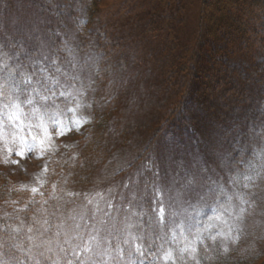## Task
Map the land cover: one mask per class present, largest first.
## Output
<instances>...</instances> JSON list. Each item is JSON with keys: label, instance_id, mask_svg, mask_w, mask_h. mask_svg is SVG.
<instances>
[{"label": "rangeland", "instance_id": "374dc122", "mask_svg": "<svg viewBox=\"0 0 264 264\" xmlns=\"http://www.w3.org/2000/svg\"><path fill=\"white\" fill-rule=\"evenodd\" d=\"M98 1L0 0V168L10 176L6 185L46 191L42 203L53 205L49 214L59 210L63 233L65 227V233L88 235L89 256L105 264L120 254L110 246V233H129L134 251L147 249L137 264H164L178 255L180 261H198L207 240L224 250L243 237L252 239L249 244L264 241V45L248 51L238 40L224 42L221 30L205 50L226 51L217 62L232 74L234 90L226 92L212 78L214 86L209 83L203 96L196 89L186 93L167 76L175 57L167 46L173 33L168 40L151 33L144 0ZM200 9L201 0H188L179 17L187 56L188 48L196 49V34L204 37L211 29ZM263 24L261 17L258 26ZM183 92L191 97L187 126L157 135L159 152L150 161L158 171L155 180L123 173L111 182L119 170L132 173L146 163L139 155L168 113L180 107ZM202 101L220 110L218 116L207 117ZM100 112L107 117L94 134L105 140L95 146L88 132ZM86 143L93 157L82 172L90 180L68 184L64 178L88 155ZM121 189L135 199L124 206L131 212L119 224L111 218L118 227L111 228L100 213L114 198L127 200ZM149 192L152 204L138 210ZM6 212L14 217V210ZM144 240L152 244L142 247Z\"/></svg>", "mask_w": 264, "mask_h": 264}, {"label": "trees", "instance_id": "16d2710c", "mask_svg": "<svg viewBox=\"0 0 264 264\" xmlns=\"http://www.w3.org/2000/svg\"><path fill=\"white\" fill-rule=\"evenodd\" d=\"M100 1L101 0L97 3L99 4ZM210 1L211 0H201L199 15L202 19L204 18L205 20L206 18V21H209L211 28L210 32L204 37L203 35L196 34L194 39L196 49L188 48L190 53H188L187 56L186 46L182 43V38L179 37L178 31H181V29L185 27L183 23L184 18L179 20V17H183L182 13L188 6V0H144L145 9L143 11H146V9L148 10L146 18H148L147 24L151 33L157 35L160 39L163 38L167 40L169 39L168 32L173 33H171L173 39L167 46L169 47V53H175V57L171 58V66L168 65L167 76L170 81H174L173 83H175V85L181 83L183 91L186 92V89H188L186 93H190L191 89H196L198 93L200 92L199 95H202L205 93L204 90H207V87H211L209 83L211 84L212 82H210L209 79L212 78L215 86H224L225 89L227 88L226 92L233 89L231 85L233 82L232 74H228L224 64L221 65L217 62V57L223 56L226 51H223L222 48L219 49L220 47L215 48L216 50H212L213 52L211 50H205V47L206 49L207 47H212V36L215 35V38L219 37L221 30H224L222 33L227 36V38L223 40L224 42L230 43V41L234 42L238 40L243 46H246V50L248 51L253 47H257L258 45L256 44L264 45V24L261 28L258 26L260 18L262 17L264 19V0H212L213 3H210ZM91 7L90 9L92 10ZM92 12L93 13L90 14L87 20L89 30H92V26L95 23L93 20L95 10H92ZM99 13V11H96L95 20L100 24V27L102 26L104 29L103 23L105 22L100 21ZM215 20L218 21V29L214 23ZM201 22L202 21H200V23ZM213 28H215V30ZM164 41L165 40H163V42ZM221 52L223 54L219 55ZM172 55L174 56V54ZM167 60L169 61L170 58ZM182 61H185L187 64L189 63V66L187 65V67L184 68L182 66ZM179 65H181L182 68H179ZM182 74H186L184 77L185 84L181 79L183 78V76H181ZM185 92H183L181 99L178 100L177 104L180 105V107L177 106L175 113H168L160 127L156 130L157 132L155 131L156 135H152L149 139V146L145 148L144 153L139 155L140 157L146 156V163L132 169V173H129V170L126 168L119 170L116 175L110 176L111 179H109L111 182H117L116 179L121 177L123 173L137 177L140 176V178L145 174L148 178L152 177V179L155 180L158 171L156 172V169H153L154 166L150 161L151 159L153 160V154L159 152V139L156 137H158L157 135L163 130H171V132L175 130L181 131L184 126H187L184 112L188 110L187 107L190 105L191 97L190 94L187 96ZM211 102H206L208 103L207 105H204L205 101L199 102L203 105L200 107L207 117H217L220 110L217 111L215 106H212ZM98 116V119L96 118V120H93L90 126L91 131L88 132L91 137L90 141L95 143V146L101 141L104 143L105 140L104 137L97 139L94 134L96 133V124L104 121L107 117L104 112H100ZM195 120L196 119H194V121ZM104 131H107V129H104ZM151 144L155 146L154 150L148 151L152 146ZM84 146L86 149L82 148L83 153L84 155L88 154L85 156L86 160L83 158V161L76 162L73 165V168L70 170V175L64 178V181L67 179V183H73L74 185L79 184L78 179L83 182L90 180V174L83 173L82 168L87 166L88 159L93 156L88 149V144L86 143ZM83 153L81 152L80 157H83ZM144 168L147 169L143 171ZM5 177L10 179L8 173H5V171L0 168V264H105L103 259L96 260L89 256L91 247L85 244V237L88 235L84 233H65V227L63 233V228L61 230L59 224V210H56L53 214H49L48 211L53 210V205L49 204L46 208V203H42L44 202L42 197L46 195V191L40 193L34 192L28 188L19 189L18 186H14L12 183L6 185L8 181ZM4 178L5 181H2ZM131 182L134 183L132 180ZM128 190H130V188ZM134 190L137 191V188L135 187ZM126 194H128L127 196L129 197H125L127 200H116L114 198L109 210L104 208L102 210H104L105 213H100L101 216L106 217V219L108 217L107 221L110 220L111 228L112 226L118 228L113 224L114 220L111 219L112 217H114L115 222L119 224L121 217L131 212L129 211L130 208L128 212L123 208L124 206L127 207V204H130V202L132 203V199H135V197H131L129 192L126 193L122 190V195ZM148 195L149 196L141 202L143 206L138 208V210L142 211V209H146L147 205L150 206L152 204L153 194L149 192ZM54 203L58 205L56 201ZM56 205L54 206L55 209ZM8 209L14 210L15 214L13 218L6 212ZM132 217L133 219L134 217L137 218V216H134V213ZM78 221H82V223L77 229H82L84 222L83 220ZM133 221L137 223L135 219ZM98 224L102 226L101 222ZM135 228L137 231L138 227L136 225L134 226V229ZM141 229L142 228L139 227V230ZM69 230H74V225H71ZM136 234L145 235L148 233L138 232ZM128 235L129 233H110V246L113 248L117 247L118 250L120 249V254H115L114 259L110 260L109 264H137L139 260L145 257L143 255L146 254L147 249L144 248L142 252L134 251L133 240L131 237L129 239ZM155 236V233H151L153 239ZM152 240L141 241L143 243L142 247H145L148 242L152 244ZM250 240L252 239L243 237L236 243H230L225 250L218 241L207 240L205 243L201 244L200 249H198V261L190 257L187 260L183 259L184 261H180V256L178 255L164 264H264V241L257 240L254 244H249ZM114 241H116L115 244Z\"/></svg>", "mask_w": 264, "mask_h": 264}, {"label": "snow or ice", "instance_id": "6c2138e0", "mask_svg": "<svg viewBox=\"0 0 264 264\" xmlns=\"http://www.w3.org/2000/svg\"><path fill=\"white\" fill-rule=\"evenodd\" d=\"M61 134H63V133H61ZM33 191H36V189H33Z\"/></svg>", "mask_w": 264, "mask_h": 264}]
</instances>
